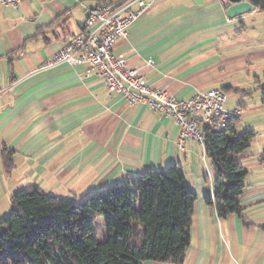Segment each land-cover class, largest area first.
I'll use <instances>...</instances> for the list:
<instances>
[{"label":"crops","instance_id":"crops-1","mask_svg":"<svg viewBox=\"0 0 264 264\" xmlns=\"http://www.w3.org/2000/svg\"><path fill=\"white\" fill-rule=\"evenodd\" d=\"M124 1L0 5V192L11 198L36 184L47 195L77 204L148 170L176 165L196 194L181 264H264V147L250 150L255 137L236 158L247 172L240 196L243 216L221 218L204 201L213 195L214 183L204 149L197 140L181 137L171 117L151 112L146 104L129 107L122 94L109 93L94 73L79 66L43 68L73 35L84 32L89 9ZM142 1L143 14L116 41L113 53L147 85L178 99L213 89L233 94L227 97L233 106L225 108L240 110L237 132H255L244 118L252 108L248 99L259 95L254 109L262 106L264 15L255 19L259 10L254 7L229 17L230 4L220 0ZM4 151L13 160L9 175ZM135 203L139 208V197ZM94 231L99 242L109 233L104 240Z\"/></svg>","mask_w":264,"mask_h":264},{"label":"trees","instance_id":"trees-1","mask_svg":"<svg viewBox=\"0 0 264 264\" xmlns=\"http://www.w3.org/2000/svg\"><path fill=\"white\" fill-rule=\"evenodd\" d=\"M247 1L264 15V0ZM258 90L264 107V84ZM239 120L233 118L222 132L202 127L214 175L213 195L204 201L221 218L243 216L240 196L247 172L236 158L248 150L255 132L238 133ZM2 161L9 175L11 154L4 151ZM195 201L176 165L148 170L77 204L31 184L11 196L10 211L0 221V264H181L190 244ZM95 215L109 231L104 242L97 240L91 224Z\"/></svg>","mask_w":264,"mask_h":264},{"label":"built area","instance_id":"built-area-1","mask_svg":"<svg viewBox=\"0 0 264 264\" xmlns=\"http://www.w3.org/2000/svg\"><path fill=\"white\" fill-rule=\"evenodd\" d=\"M21 1L24 0H0V5L16 6ZM220 1L225 6L230 4L229 0ZM144 10L142 0H125L117 7L105 4L89 9L84 32L71 37L43 68L68 63L94 73L109 93L122 94L129 107L146 104L151 112L171 117L179 126L181 137L197 140L204 149L206 137L202 127L225 131L232 119L239 117L240 110L226 109L227 96L219 89L199 92L186 100L154 89L127 65L124 57L113 53L116 41L125 37L128 27Z\"/></svg>","mask_w":264,"mask_h":264},{"label":"rangeland","instance_id":"rangeland-1","mask_svg":"<svg viewBox=\"0 0 264 264\" xmlns=\"http://www.w3.org/2000/svg\"><path fill=\"white\" fill-rule=\"evenodd\" d=\"M256 17L257 19L259 16L260 18L263 17V13L256 11ZM228 98H232L233 94H228L226 95ZM227 98V103L226 106L231 108L233 106V103L235 102L234 100H230ZM257 99L259 100V95H256V97H252V99H248V102L251 101V109H250V114L243 118L245 120L244 124H247L248 126L251 125L254 126L252 127L255 132L256 136L254 138V141L250 147L251 151H255L257 148L260 146L264 147V107L261 106L259 109H254V105H257L258 107V102ZM242 118V120H243ZM249 122V123H248ZM240 126V125H239ZM135 206H138L137 203L134 204ZM10 211V197L7 194L1 193L0 192V220H2L5 216L8 215ZM2 216V217H1ZM92 225L94 226L95 230L97 231V235L100 239L104 238L105 240V231L107 230L100 218H92ZM108 231V230H107ZM109 232V231H108Z\"/></svg>","mask_w":264,"mask_h":264},{"label":"water","instance_id":"water-1","mask_svg":"<svg viewBox=\"0 0 264 264\" xmlns=\"http://www.w3.org/2000/svg\"><path fill=\"white\" fill-rule=\"evenodd\" d=\"M230 6L227 9V15L229 17H237L243 13L253 10V6L247 0H229ZM88 13L85 18L87 19Z\"/></svg>","mask_w":264,"mask_h":264}]
</instances>
